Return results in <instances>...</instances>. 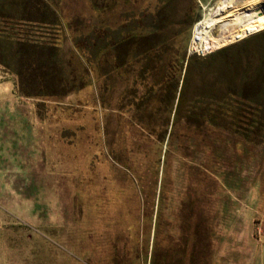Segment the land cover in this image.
<instances>
[{
	"label": "rangeland",
	"instance_id": "374dc122",
	"mask_svg": "<svg viewBox=\"0 0 264 264\" xmlns=\"http://www.w3.org/2000/svg\"><path fill=\"white\" fill-rule=\"evenodd\" d=\"M37 1L0 0V264H264V32L190 55L219 0Z\"/></svg>",
	"mask_w": 264,
	"mask_h": 264
},
{
	"label": "bare ground",
	"instance_id": "6f19581e",
	"mask_svg": "<svg viewBox=\"0 0 264 264\" xmlns=\"http://www.w3.org/2000/svg\"><path fill=\"white\" fill-rule=\"evenodd\" d=\"M263 7L261 2L252 0L243 3L239 0H219L212 8L204 7V16L192 27L189 54L212 55L264 32ZM115 36L104 26L101 44L105 46L109 39L111 43Z\"/></svg>",
	"mask_w": 264,
	"mask_h": 264
},
{
	"label": "trees",
	"instance_id": "16d2710c",
	"mask_svg": "<svg viewBox=\"0 0 264 264\" xmlns=\"http://www.w3.org/2000/svg\"><path fill=\"white\" fill-rule=\"evenodd\" d=\"M20 7H21V9H22V11H23V14H25V15H29V14H40L41 13V15H43V13L42 12H44L45 13V11L46 12H50L49 10L50 9H48L46 6H44V5H41V3L40 2H38L37 0H21V2H20ZM262 33V32H261ZM261 33H259V34H261ZM259 34H257L256 36H258ZM18 45V48H17V54H18V57L19 58H21L22 57V53H23V49L24 48H29V46H30V48H32V49H36V48H38V47H34V45H33V47L31 46V45H29L28 46V44L26 43V44H21L20 43V45L19 44H17ZM228 48V47H227ZM226 49V48H225ZM225 49H223V50H225ZM25 50V49H24ZM223 50H221V51H223ZM221 51H219V52H221ZM219 52H217V53H219ZM216 54V53H215ZM188 57H190V56H188ZM174 89H175V92H174ZM176 90H177V84L175 83V86L173 87V92H171V96H172V98L170 97L169 99H168V103H169V105H173V97H174V95H175V93H176ZM180 93V92H179Z\"/></svg>",
	"mask_w": 264,
	"mask_h": 264
},
{
	"label": "built area",
	"instance_id": "2783aa9c",
	"mask_svg": "<svg viewBox=\"0 0 264 264\" xmlns=\"http://www.w3.org/2000/svg\"><path fill=\"white\" fill-rule=\"evenodd\" d=\"M196 53H198V52H196Z\"/></svg>",
	"mask_w": 264,
	"mask_h": 264
}]
</instances>
